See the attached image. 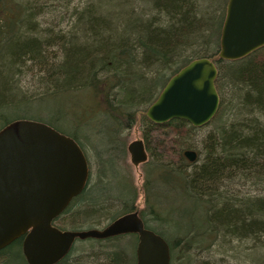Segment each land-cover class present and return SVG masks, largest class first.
<instances>
[{
  "label": "trees",
  "instance_id": "1",
  "mask_svg": "<svg viewBox=\"0 0 264 264\" xmlns=\"http://www.w3.org/2000/svg\"><path fill=\"white\" fill-rule=\"evenodd\" d=\"M74 1L0 0V131L15 122L46 125L78 145L89 169L84 190L52 226L97 230L66 223L107 213L109 225L135 212L167 244L169 264H196L219 241L264 247L263 193L218 188L238 182L264 189V46L240 60L219 58L228 0H84L81 10ZM70 6L76 26L55 32L49 22ZM201 58L216 67L219 107L204 126L216 127L195 150L187 140L199 128L182 120L157 125L145 113L174 75ZM18 77L34 81L30 96L18 94ZM133 128L147 154L141 209L121 165ZM186 151L201 156L199 163L192 167L197 160L189 162ZM175 196L200 206L202 224L168 235ZM84 241L103 247L91 244L72 259V246L56 264H87L86 255L93 264H136L137 235ZM21 252L14 241L0 250V264H26Z\"/></svg>",
  "mask_w": 264,
  "mask_h": 264
},
{
  "label": "water",
  "instance_id": "2",
  "mask_svg": "<svg viewBox=\"0 0 264 264\" xmlns=\"http://www.w3.org/2000/svg\"><path fill=\"white\" fill-rule=\"evenodd\" d=\"M264 46V0H228L218 56L240 60ZM215 65L192 61L174 75L146 110L148 120L163 125L182 120L201 128L215 116L219 98ZM134 167L147 161L141 140L127 146ZM193 162L196 153L186 151ZM89 177L78 145L50 127L15 122L0 131V250L20 237L27 264H56L76 240H104L137 235L136 264H169L165 241L146 230L137 213L122 216L101 230L61 232L52 226L85 188Z\"/></svg>",
  "mask_w": 264,
  "mask_h": 264
},
{
  "label": "rangeland",
  "instance_id": "3",
  "mask_svg": "<svg viewBox=\"0 0 264 264\" xmlns=\"http://www.w3.org/2000/svg\"><path fill=\"white\" fill-rule=\"evenodd\" d=\"M74 3L77 6V8L81 10V8L83 7L84 0H75ZM68 8L69 9L67 12L60 11L58 14L54 15L56 18H60V20H58L57 22L55 21L49 22V26L50 25L55 26L54 28L55 32H58L59 30H61L62 33H67L69 29L74 26V24L76 26L75 17L70 16V14L74 11L73 10L74 8L73 6L72 7L70 6ZM15 84H16L15 87L20 90V93L18 92V94L30 96L33 93V89L35 88L34 81L32 82L27 77L26 78L18 77L15 80ZM29 109L32 112V109L31 108ZM10 115L14 116L13 113H10ZM216 125L217 123L214 122L206 127L203 126L199 128L196 132H194L191 135V138L187 140V143L192 144L195 150L201 149V145H202L204 137L206 136L207 133L211 132L216 127ZM138 131H139V128L138 129L133 128L130 135H128V137L125 140L127 145L133 141L140 140V137H139L140 135ZM196 160L197 161L193 165H191L192 167L199 163V161L201 160V156L198 157ZM121 165L123 169L127 171L129 176L132 178L133 184L137 186L139 190L136 203L138 207L141 209L144 206V202H143L144 198L141 192L144 164L139 165L138 167H134L129 161V156H127ZM95 166L92 165L90 168V173H91L93 180L95 179L94 176L96 173ZM218 188L220 192H223L225 188L226 190H229V193H233V194L240 193L244 195V194L251 193L253 195L257 193H260V194L263 193L264 195V189L261 190L260 192L258 190H255L256 188L255 186L252 187L250 184L242 185L238 182H236L235 184H229V186L227 187L218 186ZM173 202L175 206L173 207V211H171L169 215L170 222H169V225H167V229L165 230L166 234L170 235L173 232L181 233L183 229L185 228L184 225L186 223H187V226H190L191 224L196 225V226L202 224V220L199 217L201 213V208L199 205L192 203V202L181 200L177 196H175V198L173 199ZM112 209H114V207ZM80 211H82V208H80ZM113 211H115V209ZM113 211L110 209L111 213H113ZM108 216L109 214L107 213L105 214L97 213V214H92V215L86 214L85 217L89 218L86 221H83L80 218L79 220H77L80 224L77 223V225H74V224L67 222L66 227L68 229H72L73 227H81L82 229L86 228L85 230H87V228L100 230L107 225L108 221L106 220ZM91 225H94L95 228L88 227ZM90 240H93V239H90ZM91 244H94V246ZM90 246H93L96 249L103 247L100 244L91 243V241H88V242L87 241H75L73 244L71 258L72 259L76 258L77 255H80L81 252L84 250L89 251ZM253 246L254 245L252 243H246L244 245H239L235 242H233L230 245H221V242L219 241V243L216 242L207 251L200 253L196 259L197 260L196 264L203 263V262H208L209 264H264V247L259 248L255 245V248H254ZM259 249H261L260 252L258 251ZM81 257H84L83 260L84 261L86 260L87 264H93V262L90 260V258L92 257H87V255L81 256ZM8 264H15V262L14 263L10 262Z\"/></svg>",
  "mask_w": 264,
  "mask_h": 264
},
{
  "label": "flooded vegetation",
  "instance_id": "4",
  "mask_svg": "<svg viewBox=\"0 0 264 264\" xmlns=\"http://www.w3.org/2000/svg\"><path fill=\"white\" fill-rule=\"evenodd\" d=\"M24 239V236L20 237L19 239L17 240H20L21 241V251H22V241ZM21 255L24 257L23 253L21 252ZM25 259V258H24ZM27 264V263H26Z\"/></svg>",
  "mask_w": 264,
  "mask_h": 264
}]
</instances>
